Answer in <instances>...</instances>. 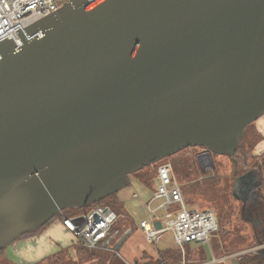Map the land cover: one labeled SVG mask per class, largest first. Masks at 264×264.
Instances as JSON below:
<instances>
[{"label": "water", "instance_id": "95a60500", "mask_svg": "<svg viewBox=\"0 0 264 264\" xmlns=\"http://www.w3.org/2000/svg\"><path fill=\"white\" fill-rule=\"evenodd\" d=\"M16 32L0 40V250L186 147L208 150L204 171L232 157L264 113V0H70Z\"/></svg>", "mask_w": 264, "mask_h": 264}, {"label": "rangeland", "instance_id": "374dc122", "mask_svg": "<svg viewBox=\"0 0 264 264\" xmlns=\"http://www.w3.org/2000/svg\"><path fill=\"white\" fill-rule=\"evenodd\" d=\"M261 126H263V128ZM263 138L264 113L259 116L255 121L250 123V125L244 132V147L248 149L250 144H252L251 153L248 155L249 167L255 163H259L264 158V146L262 144ZM196 149L198 151L200 150L197 155H199L200 152L205 151L202 146L191 149V151H182V149L181 151L184 154L182 159L180 158V154H178L174 157H171V155L164 157L161 159V161L173 164L175 172L174 175L177 180H181L182 182H179L185 184L186 187L190 186L188 189V195L186 197L187 207L197 209H211L216 214L215 216L218 222V229L211 235L208 243H187L184 244L182 248H177L174 246L172 232L166 231L159 236L157 247L159 249L170 248L174 251L173 252L172 250H170L171 252H177L179 254L182 262L192 264L202 261L203 256L205 260L209 259L210 261V250L215 255H234L233 259L237 260L243 257L244 255L256 256L257 248H259V246L261 245L258 244V241L256 239L262 240L261 242L264 244V235L262 236L259 232L255 234L251 227V223L241 217V203L238 199L232 196L231 192L234 184L233 166L235 165L227 156L212 153V167L204 171L200 168V165L198 164V171L200 173L195 172L194 174H191L188 171L189 167H192L193 165V162L190 161V159H193L194 151L196 152ZM185 151L189 152L186 154ZM177 160L178 162L176 164L174 161ZM203 162L204 161L201 162V165H203ZM153 163L142 167L141 169H139V172L144 171V174H146L150 179L153 178L155 174V163ZM237 167L238 171L243 170L241 165H238ZM136 172L130 173L128 175L129 183L125 187L120 188L115 194L110 195L111 198L106 201V204L110 206L111 209H113L115 212L119 210L115 199H119L118 201L122 203V210L124 211V215L118 216L117 221L114 223V231H118L115 235L116 237H119V235H121L125 231L130 232L124 238H122V236L124 235L123 234L118 240L115 253L120 256V259L126 260L128 262L133 261L135 256H139V254L137 253L138 248H141V250L143 249L146 252H149L150 254L153 253V246L146 244L145 242L144 231L141 232L140 229H138V223L140 218H143L148 215L146 201L149 198H144L150 193L151 196L153 192H151V188L150 190L139 179H137L136 176L139 172ZM190 172L193 173V169H191ZM145 192L147 194H145ZM132 193H135L138 196H132ZM160 201L161 200H155L151 203V207H155ZM56 221L58 220L55 219L53 222H51V225L54 226ZM163 221H165V219H163ZM52 229H54V227H52ZM52 234L57 235L58 232L55 231L52 232ZM58 238L60 240H63L61 236ZM73 246L74 248L71 249V252L67 250L68 253L65 254V257H71L74 262L73 264H77L76 255L78 254L77 251L79 246L81 245L74 241ZM62 252H64V250ZM53 254L54 253L50 255L52 256ZM50 255L43 258L45 259L43 261L48 263V261L50 260H48V258H50ZM95 256H98L97 258H94L95 260H89L85 263H82L80 261L79 262L80 264H93L96 263L95 261L99 259L102 262L105 258L108 257L104 262H102V264H105V262L107 261L108 262L106 264L123 263L117 255H115L116 257H111L110 255L108 256L107 253L99 252ZM54 262L55 264H61L59 259L58 261L54 260ZM148 264L153 263L151 262ZM226 264H229L228 261H226Z\"/></svg>", "mask_w": 264, "mask_h": 264}, {"label": "built area", "instance_id": "2783aa9c", "mask_svg": "<svg viewBox=\"0 0 264 264\" xmlns=\"http://www.w3.org/2000/svg\"><path fill=\"white\" fill-rule=\"evenodd\" d=\"M64 2L68 3L70 0H0V40L12 38L15 48L21 46L22 42L16 30L56 11ZM202 161L204 169H209L207 158L203 157ZM154 163L157 183L151 197L146 201L148 215L139 222V227L144 231L146 240L154 246L155 255L159 236L166 231L172 232L174 245L179 248L187 243H208L211 235L218 229L215 213L211 209L187 207L181 192L182 185L174 175L172 164L161 160ZM133 196L137 197L135 193ZM155 200L161 201L151 207ZM93 205L87 206L89 208L82 212L69 215L59 211L62 215L57 219L76 243L89 249L97 247L100 239L117 220V215L110 206ZM171 205L175 208L171 209ZM159 212H164L166 218L157 229L153 221ZM233 256L211 254L208 264H225ZM202 262L193 264H206Z\"/></svg>", "mask_w": 264, "mask_h": 264}, {"label": "trees", "instance_id": "16d2710c", "mask_svg": "<svg viewBox=\"0 0 264 264\" xmlns=\"http://www.w3.org/2000/svg\"><path fill=\"white\" fill-rule=\"evenodd\" d=\"M250 125V124H249ZM249 125H247L246 126V128H245V130L247 129V127L249 126ZM244 145H245V143H244V135L242 136V139H241V142H240V144H239V146H238V148H237V150H236V152H235V156L233 155V157L234 158H236V159H234L233 157H228V158H230V160L232 161V163H234V162H240L241 161V158L243 159V157L241 156V154L242 155H244L245 157L244 158H246V160L248 161V159H249V157H248V155L251 153V146H252V144H250V146L248 147V149H246V147H244ZM199 146H189V147H186V148H184L182 151H184V150H190L191 151V149H194V148H198ZM201 147V146H200ZM182 151L180 150V151H178L177 153H175L174 155H171V157H174L175 155H178V154H180V158L182 159L183 158V153H182ZM200 151V150H199ZM199 151L196 149V152L194 151V156H193V159L191 158L190 159V161H192L193 162V165H192V167H189V173H191V174H194L195 172H199L198 170H199V167H198V163H197V161H196V156H197V154L199 153ZM186 152V154L189 152V151H185ZM191 155H192V153H191ZM212 155V154H211ZM240 155V156H239ZM188 156V155H187ZM253 156V155H252ZM233 158V159H232ZM175 160V159H174ZM184 160H186V159H184ZM183 160V161H184ZM235 160V161H234ZM176 164H177V162H178V160L177 161H174ZM241 163H244L245 164V162H241ZM154 164V163H153ZM179 165V164H178ZM172 166H173V164H172ZM191 169H193V173L192 172H190V170ZM173 171H174V166H173ZM180 171V170H179ZM139 172V170L136 172V173H138ZM181 172V171H180ZM200 173V172H199ZM174 174H175V172H174ZM262 175V174H261ZM181 176H183V175H181ZM145 186H147L148 188H151L152 189V191H154L155 190V186H156V183H157V181H156V173L154 174V176H153V178H149L146 174H144V171H140L138 174H137V176H136ZM182 179H184V178H182ZM178 181H181V180H178ZM182 182V181H181ZM180 182V183H181ZM181 185H182V189H181V192H182V196H183V199H184V201L187 203V200H186V197H187V195H188V189H189V187L190 186H187L186 187V185L185 184H182L181 183ZM261 189H263V194L261 195L262 197H263V202H264V186H263V188H261ZM232 193V196L234 197V195H233V192H231ZM111 197L109 196H107V197H105L104 199H102V200H100V201H98V202H96V203H94V205H107L106 204V201L108 200V199H110ZM114 198H116V197H114ZM115 201H116V203H117V205H118V208H119V210H117L115 213H116V215H117V219H118V216H121V215H124V211L122 210V208H123V206H122V203L120 202V201H118V200H116L115 199ZM93 205V206H94ZM264 205V204H263ZM87 208H89V207H84V208H72V209H65V210H62V214H64V215H69V214H72V213H77V212H82V211H84V210H86ZM171 209H174L175 208V206H173V205H171V207H170ZM202 209V208H201ZM170 212V211H169ZM61 213H58V214H56L50 221H48L44 226H42L41 228H39V229H37V230H35V231H33V232H30V233H27V234H24V235H22L20 238H22V237H25V236H28V235H31V234H37V233H39V232H41L42 230H44L47 226H49L50 224H51V222H53L55 219H59L60 217H61V215H62ZM216 215V214H215ZM117 221V220H116ZM218 223V222H217ZM114 224L111 226V228L109 229V231L100 239V241L98 242V245H97V247L96 248H94V249H89V248H86V247H84V246H79V248H78V254L76 255V263L77 264H80V262H82V263H85V262H87V261H89V260H93L94 258H97L98 256H95V255H97V253H99V252H103V253H107L108 254V256L110 255L111 257H113V256H115V252H116V249H115V247H116V245H117V243H118V240L121 238V236L123 235V233L121 234V235H119V237H116V233L118 232L117 230L116 231H114ZM256 237V236H255ZM257 241H258V244H263L261 241L262 240H259V239H256ZM64 250V252H62ZM68 249H61V250H59V251H57V252H55L52 256L50 255V258H48V263H46V262H44L43 260H45V259H42V260H39V261H37V262H35V263H33V264H55V262H54V260H56V261H58V259L60 260V262H61V264H73L74 262H73V260H72V258L71 257H69V256H67V257H65V254H67L68 253V251H67ZM170 250H172V249H157V255H156V258H155V261H154V263L153 264H181V262H182V260H181V257L179 256V254L177 253V252H175V253H173V252H171ZM3 252H4V249H1L0 250V260L2 259V255H3ZM210 252L212 253V255H214V256H222V255H215L211 250H210ZM117 254V253H116ZM224 255H228V254H224ZM116 257V256H115ZM88 258V259H87ZM108 258V257H107ZM107 258H105L104 259V261L107 259ZM260 258V256H249V255H244L243 257H241L240 259H233L232 258V260H231V264H263L262 263V261L259 259ZM259 259V260H258ZM95 260V259H94ZM80 261V262H79ZM104 261H102V262H104ZM96 263H93V264H102V262L100 261V259L99 260H97V261H95ZM108 262V261H107ZM107 262H105V264L107 263ZM60 264V263H59ZM134 264H139L137 261L134 263Z\"/></svg>", "mask_w": 264, "mask_h": 264}, {"label": "crops", "instance_id": "0c3cea01", "mask_svg": "<svg viewBox=\"0 0 264 264\" xmlns=\"http://www.w3.org/2000/svg\"><path fill=\"white\" fill-rule=\"evenodd\" d=\"M261 127L263 128V126H261ZM262 144L264 146V138H263ZM151 192H153V191L151 190ZM145 194H147V193L145 192ZM150 194L148 196H146L144 199L150 198L151 197ZM132 196H133V193H132ZM146 217L147 216L140 218L139 222ZM164 217H165V213L159 212L157 214L156 219H154V221H153V225H155L156 222H162L163 219H165ZM51 226L52 225L50 224L44 230H42L41 232H39L37 234H31V235H28L22 239L19 238L16 241H14L13 243H11L8 246H6L5 248H3L4 252L2 255V259L0 260V264H33V263H35L39 260H42L43 258L47 257L48 255L55 253L61 249H68L69 252H71V249L74 248V246H73L74 239L71 237V235L65 231V229L62 227V225L58 221H56L54 226H52V227H54V229H52ZM138 229H140V231L143 232V230L139 227V223H138ZM55 231L58 232L57 235L52 234V232H55ZM125 232H124V234H125ZM129 232H127L125 234V236H127ZM60 236L63 238V240L62 239L60 240L58 238ZM144 238H145V234H144ZM145 242H146V244L153 246L151 243H149L146 240V238H145ZM80 245L83 246L82 244H80ZM153 248H154V246L152 247L153 253H151V254L149 252H146L143 249L141 250V248H138L137 253L139 254V256L138 255L135 256L134 260L130 261V262L120 259V256L116 253H115V255H117L118 258L123 262L122 264H127V263L134 264L136 261L139 264H148L151 262L154 263L156 255L154 253ZM177 248H179V247H177ZM169 249L170 248H168V250ZM231 260H232V258L228 260L229 264H231ZM202 261H203L202 263L208 264L209 259L205 260L204 256H203ZM189 264H192V263H189Z\"/></svg>", "mask_w": 264, "mask_h": 264}, {"label": "flooded vegetation", "instance_id": "af4514ba", "mask_svg": "<svg viewBox=\"0 0 264 264\" xmlns=\"http://www.w3.org/2000/svg\"><path fill=\"white\" fill-rule=\"evenodd\" d=\"M202 148H204L205 151H202L200 153H204L208 151L205 147ZM212 153L213 152L210 151V154ZM241 156L243 157V159L241 158L240 162L238 161L235 162L236 166H233L234 167L233 179L235 180V178L241 177L239 182H237L235 194L233 195L241 203L240 205L241 217L244 220H248L251 223V227L255 232V234L259 232L263 236L264 235V205H263L264 202L262 201L263 197L261 195L263 194V189L261 188H263L264 186V158L259 163H255L249 167L248 161L246 160V158H244L245 156L242 154ZM242 161L245 162V164L241 163ZM238 165H241L243 169L242 171L237 170ZM247 172L254 173L253 175L255 176V180H256L255 182L253 181L252 176H248L247 179L242 178V176L245 175ZM252 184L255 185L250 190L249 188L251 187ZM233 188H232V192H233ZM260 259L264 264V257H260Z\"/></svg>", "mask_w": 264, "mask_h": 264}]
</instances>
